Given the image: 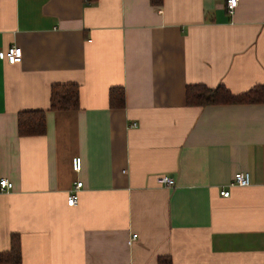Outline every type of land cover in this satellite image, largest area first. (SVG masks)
I'll return each mask as SVG.
<instances>
[{
	"label": "crops",
	"instance_id": "crops-1",
	"mask_svg": "<svg viewBox=\"0 0 264 264\" xmlns=\"http://www.w3.org/2000/svg\"><path fill=\"white\" fill-rule=\"evenodd\" d=\"M12 45L23 57L0 60V179L13 183L0 253L16 235L22 264H264V102L187 103L191 85L264 86V0L232 14L226 0H0V49ZM56 84L78 85L77 110H49ZM117 87L123 108L110 107ZM33 110L46 132L20 136ZM238 172L250 184L229 188Z\"/></svg>",
	"mask_w": 264,
	"mask_h": 264
},
{
	"label": "trees",
	"instance_id": "trees-1",
	"mask_svg": "<svg viewBox=\"0 0 264 264\" xmlns=\"http://www.w3.org/2000/svg\"><path fill=\"white\" fill-rule=\"evenodd\" d=\"M160 4L162 0H151ZM111 108H123L125 104L124 89L112 88L109 94ZM264 102V86L259 85L240 95L232 94L225 86L207 88L202 85L187 87V103L190 106H207L218 104H248ZM79 108V87L76 84H56L52 86L50 111H72ZM20 136H41L46 132V111H23L18 115ZM9 252L0 253V263L22 264L18 237L12 236Z\"/></svg>",
	"mask_w": 264,
	"mask_h": 264
},
{
	"label": "built area",
	"instance_id": "built-area-1",
	"mask_svg": "<svg viewBox=\"0 0 264 264\" xmlns=\"http://www.w3.org/2000/svg\"><path fill=\"white\" fill-rule=\"evenodd\" d=\"M239 0H226V9L229 14H232L236 7L238 6ZM22 49L18 46L12 45L9 48L2 50L0 49V60L6 61L8 64L14 65L21 63L22 61ZM136 124H132L131 127H135ZM82 162L80 157H76L72 161L73 170L79 172L81 170ZM158 183L160 185L170 186L174 184L172 178L166 175H160L158 178ZM250 184V176L247 172H238L236 173L231 181L228 184V187H246ZM82 186V182H77L74 188L70 191L67 204L69 206H74L78 202V190ZM13 189V183L8 180L7 178L0 179V192H8ZM220 195L222 197H229L230 190L229 189H222L220 191Z\"/></svg>",
	"mask_w": 264,
	"mask_h": 264
}]
</instances>
